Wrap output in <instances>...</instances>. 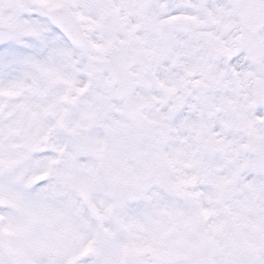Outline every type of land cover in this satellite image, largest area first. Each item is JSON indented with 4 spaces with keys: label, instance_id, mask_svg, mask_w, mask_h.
Instances as JSON below:
<instances>
[{
    "label": "snow or ice",
    "instance_id": "1",
    "mask_svg": "<svg viewBox=\"0 0 264 264\" xmlns=\"http://www.w3.org/2000/svg\"><path fill=\"white\" fill-rule=\"evenodd\" d=\"M0 264H264V0H0Z\"/></svg>",
    "mask_w": 264,
    "mask_h": 264
}]
</instances>
